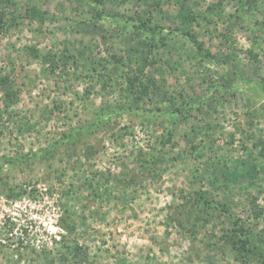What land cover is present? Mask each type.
<instances>
[{"label": "rangeland", "instance_id": "rangeland-1", "mask_svg": "<svg viewBox=\"0 0 264 264\" xmlns=\"http://www.w3.org/2000/svg\"><path fill=\"white\" fill-rule=\"evenodd\" d=\"M0 18V264H264V0Z\"/></svg>", "mask_w": 264, "mask_h": 264}, {"label": "trees", "instance_id": "trees-1", "mask_svg": "<svg viewBox=\"0 0 264 264\" xmlns=\"http://www.w3.org/2000/svg\"><path fill=\"white\" fill-rule=\"evenodd\" d=\"M92 1L96 3L99 2V0H92ZM2 25H3V21L0 18V31L2 29ZM193 43L196 44V41L193 40ZM226 239H228L231 242L233 249L236 252H238V256H236L237 259L239 258L242 259L243 253L247 252V248H246L247 241L239 236L238 227L236 224H234V227L227 232Z\"/></svg>", "mask_w": 264, "mask_h": 264}]
</instances>
